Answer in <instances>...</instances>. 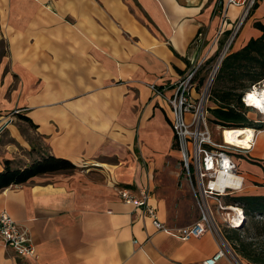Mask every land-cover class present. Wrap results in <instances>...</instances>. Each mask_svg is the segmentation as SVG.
<instances>
[{"label": "crops", "instance_id": "crops-1", "mask_svg": "<svg viewBox=\"0 0 264 264\" xmlns=\"http://www.w3.org/2000/svg\"><path fill=\"white\" fill-rule=\"evenodd\" d=\"M219 2L0 0V172L6 160L24 169L44 155L77 167L0 191V214L27 228L38 252L19 256L0 239V264H204L224 244L232 252L216 264H254L233 248L237 229L185 241L157 231L117 192L146 188L168 226L199 218L178 165L172 109L151 86L170 95L194 64L220 54L241 10L228 8L215 43ZM263 12L260 0L231 52L262 35L253 25ZM250 165L243 190L264 195L254 180L263 170Z\"/></svg>", "mask_w": 264, "mask_h": 264}, {"label": "built area", "instance_id": "built-area-1", "mask_svg": "<svg viewBox=\"0 0 264 264\" xmlns=\"http://www.w3.org/2000/svg\"><path fill=\"white\" fill-rule=\"evenodd\" d=\"M259 2L260 0H220L222 22L218 28L215 42L225 33L228 8L233 6L241 11L233 24L228 43L213 66L209 78H205L203 84H200V80L198 84V77L206 60L194 64L175 83L170 95H167L165 89L151 86L156 94L165 98L172 109L175 145L180 153L184 178L199 210V218L194 223L181 227L168 226L159 218L157 209L150 202L151 195L146 188L140 189L139 193H135L128 187L117 188L120 198L126 204L141 210L142 214L151 219L154 228L159 232L185 241L199 238L207 233L221 237L222 227L243 229L247 221L244 208L238 204L226 203L224 198L236 196L243 190L245 178L239 166V160L242 157L235 158V156L255 157L252 152L257 144L258 135L264 130L254 128L255 136L249 142L248 148L227 142L225 139L226 128L218 126L220 131L217 134L212 131L207 103L221 62L229 53L237 34ZM263 91L264 80L246 91L242 102L245 107L255 110L264 117V110L255 104H250L247 100L250 94L255 93L259 96ZM15 113H19V111ZM217 135H220L221 140L216 138ZM0 239L7 248L13 249L17 255L38 258V252L29 230L16 223L6 211L0 214ZM230 252H232L230 246L224 244L214 256L206 259L204 264H216Z\"/></svg>", "mask_w": 264, "mask_h": 264}, {"label": "trees", "instance_id": "trees-1", "mask_svg": "<svg viewBox=\"0 0 264 264\" xmlns=\"http://www.w3.org/2000/svg\"><path fill=\"white\" fill-rule=\"evenodd\" d=\"M257 7L258 5L255 9ZM254 27L260 30L262 35L251 38L243 48L229 52L225 56L210 90V99L212 98L214 104V107H209L212 115V118L209 117L210 121L226 129L249 127L264 130V122L259 124L254 122L248 116L250 109L242 102L244 93L264 80V23L256 21ZM216 55L218 56L219 53ZM205 78L206 76L200 79V84L204 83ZM25 120L30 121L28 118ZM4 163L5 169L0 172V191L10 186L25 184L39 175L70 172L77 168L69 160L52 155H44L24 169L13 167V162L10 160ZM256 163L262 168L264 174V160L256 161ZM227 203L238 204L244 208L247 221L243 229L246 232L249 231V226L254 225L253 235L247 233L248 236L244 238L239 236L236 239L239 244L238 246L234 244L233 248L242 252L252 263L264 264V195H241L240 193L235 198L228 199ZM256 218L262 220H256Z\"/></svg>", "mask_w": 264, "mask_h": 264}, {"label": "rangeland", "instance_id": "rangeland-1", "mask_svg": "<svg viewBox=\"0 0 264 264\" xmlns=\"http://www.w3.org/2000/svg\"><path fill=\"white\" fill-rule=\"evenodd\" d=\"M264 13V12H263ZM252 14H253V12H252ZM252 14H251V16H252ZM251 16L245 21V23L243 24V26H242V28H241V30L239 31V33L237 34V36H236V38H235V41H234V43H233V45L232 46H235L236 45V42L239 40V39H241L243 36H245L246 34H247V32L252 28L251 27V21H252V19L253 18H251ZM257 18H259V20H261L260 18H261V16H258ZM264 20V19H263ZM262 21V20H261ZM254 26V25H253ZM231 33V32H230ZM222 38V36H220V39ZM220 39H218V40H216V42L215 43H220V41L222 42V40H224L222 43H221V45H226V43H228V39H229V34L227 35V36H225V37H223L221 40ZM220 40V41H219ZM214 43V44H215ZM225 47V46H224ZM224 49V48H223ZM223 49H222V51L220 52V54L223 52ZM232 49H233V47H231V49H230V51L229 52H231L232 51ZM219 54V55H220ZM219 55L217 56H212V58L210 59L208 56H207V59H206V64L205 65H203L204 67H203V69L201 70V72H200V74H199V77H198V84H199V80L202 78V77H204V76H206V79H208L209 78V75H210V72L212 71V68H213V66L217 63V61H218V57H219ZM213 59V60H212ZM210 60H212V61H210ZM215 86V84L213 85V87ZM203 87V86H202ZM207 106H211V107H214V104H213V102H212V98L211 99H209V102L207 103ZM248 116L254 121V122H256L257 124H259V123H261V122H264V117L263 116H261L258 112H256L255 110H250V112H248ZM209 117H211L212 118V115H211V112L209 111ZM16 122L15 123H17V125H19V127H20V131H24V128H22V124H21V122L19 121V119H17V120H15ZM22 125V126H21ZM210 126H211V128H212V131L214 132V134H217V133H219V131H220V129L218 128V125H216V124H214V123H212L211 121H210ZM5 127L6 126H4V127H2L1 129H0V132L3 134L6 130H4L5 129ZM252 130L254 129V128H251ZM25 133L26 134H24V135H26V137L29 139L30 137H35V136H33V135H31L29 132L27 133L26 132V130H25ZM216 138L218 139V140H221V137H220V135H217L216 136ZM259 139H257V144H256V149L254 150V152H252L253 154H254V156L255 157H243V156H235V158L236 157H242V158H240V160H239V165H240V170L242 171V173H251L252 172V167H251V165L250 164H253V165H257L258 166V164L256 163V161L255 160H258V156L257 155H261L260 153H264V134H262V135H260V137H258ZM0 140H2V138H0ZM174 148L175 149H177L176 148V145H175V143H174ZM262 161V160H261ZM178 165H179V168L181 169V172H182V174H183V177H184V173H183V170H182V167H181V163H180V159H179V161H178ZM250 165V166H249ZM179 169V170H180ZM255 170H258V169H255ZM255 175V178H254V180H260V181H263L264 182V179L263 178H260L259 176H261L260 175V173H258V171H256V174H254ZM249 182H247V184H248ZM255 185H258V183L256 182V183H254ZM260 186H264V184H262V185H260ZM258 189V188H257ZM241 195H248V192H247V190L245 191V190H243L242 192H241ZM195 200V199H194ZM195 203V202H194ZM256 220H262V219H259V218H256ZM224 230H232V229H224ZM236 230V229H235ZM238 230V232H239V234L241 235V237H244V236H246V230H244V229H237ZM257 233V232H256ZM224 235H225V232H224ZM230 251H231V247H230Z\"/></svg>", "mask_w": 264, "mask_h": 264}, {"label": "bare ground", "instance_id": "bare-ground-1", "mask_svg": "<svg viewBox=\"0 0 264 264\" xmlns=\"http://www.w3.org/2000/svg\"><path fill=\"white\" fill-rule=\"evenodd\" d=\"M247 100L250 102V104H255L261 110H264V91L261 92L259 96H257L255 93L250 94ZM262 134H264V132H261L258 137H260ZM254 136V129L252 130L249 127L228 128L225 130L226 141L243 148H248L250 146L249 142L254 138ZM258 137L257 139H259ZM255 149L256 147L254 150ZM261 156L263 155L261 154Z\"/></svg>", "mask_w": 264, "mask_h": 264}]
</instances>
